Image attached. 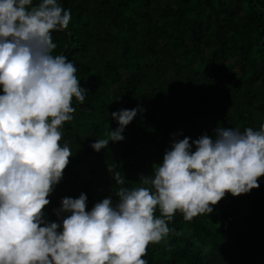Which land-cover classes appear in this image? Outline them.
Returning a JSON list of instances; mask_svg holds the SVG:
<instances>
[{
    "label": "trees",
    "instance_id": "obj_1",
    "mask_svg": "<svg viewBox=\"0 0 264 264\" xmlns=\"http://www.w3.org/2000/svg\"><path fill=\"white\" fill-rule=\"evenodd\" d=\"M39 0H33L38 3ZM71 13L52 33V55L67 57L85 91L60 131L72 152L54 186L44 219L65 197L87 196V211L118 203L115 165L124 187L141 185L162 164L174 140L264 123V0H58ZM0 94L2 86H0ZM142 109L124 139L95 151L91 144L119 127L111 113ZM194 150V147H193ZM259 188L225 197L191 221L176 213L169 235L150 243L147 264H264V176ZM156 215L159 216L157 209ZM43 226V225H41Z\"/></svg>",
    "mask_w": 264,
    "mask_h": 264
},
{
    "label": "clouds",
    "instance_id": "obj_2",
    "mask_svg": "<svg viewBox=\"0 0 264 264\" xmlns=\"http://www.w3.org/2000/svg\"><path fill=\"white\" fill-rule=\"evenodd\" d=\"M70 20L58 0H0V264H147V246L169 235L177 212L191 221L210 214L226 193L259 188L264 123L243 132L218 126L214 138L191 143L174 140L139 187H124L113 165L118 203L105 198L87 211L81 193L62 199L57 215L68 214L62 225L46 221L48 197L72 155L60 144V129L73 120V97L85 100L75 65L52 55V33ZM138 111L111 113L119 127L91 147L99 152L122 141Z\"/></svg>",
    "mask_w": 264,
    "mask_h": 264
}]
</instances>
